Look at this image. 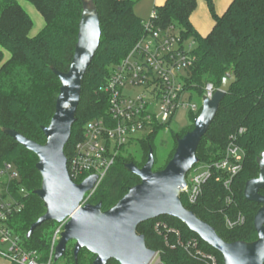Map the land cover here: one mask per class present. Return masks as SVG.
I'll use <instances>...</instances> for the list:
<instances>
[{
    "label": "trees",
    "instance_id": "1",
    "mask_svg": "<svg viewBox=\"0 0 264 264\" xmlns=\"http://www.w3.org/2000/svg\"><path fill=\"white\" fill-rule=\"evenodd\" d=\"M24 1L32 5L44 21V27L34 37L29 36L32 20L19 3L0 0V171L5 164H12L20 176L16 182H5L0 177V188H7L17 204L22 205V210L9 219V228L21 238L25 250L36 252L42 262H47L53 235L49 230L56 223L43 224L29 240L26 239L31 225L45 213L42 203L33 195L41 185L35 170L37 159L2 130H13L39 145L45 143L41 128L50 123L60 88L51 69L61 73L69 70L82 9L79 0ZM203 1L213 20L212 30L206 37H201L190 21L197 0H165L163 5L154 7V17L149 20L154 27L163 31L173 28L182 41L190 39L196 44V49L191 51L196 61L184 79L186 91L197 92L202 98L207 85L218 89L226 74H235V83L202 139L197 158L199 164L218 162L224 157L231 138H235V143L244 152V161L242 171L233 179L230 189H225L218 180L220 174L213 172L193 206L182 197L180 199L186 210L213 228L225 243H251L256 240L253 218L261 206L246 202L243 190L248 181L258 177L256 160L264 152V0H232L221 16L215 13L212 0ZM93 2L100 21V46L82 80L75 123L64 149L67 163L75 145L83 140L87 124L107 114V96L102 88L111 71L146 33L145 21L135 15L132 0ZM4 52L9 55L7 59ZM199 113L190 114L192 123ZM163 128H155L138 142L144 155L142 163H136L127 154L128 150L124 151L86 203H101L102 211H107L129 188L139 184V179L127 173L124 165L133 163L141 168L150 149L154 155V140ZM192 129L193 124L181 134L172 132L175 146L167 162L172 158L176 141ZM21 188L25 190L24 196L19 193ZM260 194L264 196V190ZM238 215L242 216L243 224L227 228L226 218L234 220ZM157 224L160 227L156 228ZM163 226L178 232L183 245L190 240L197 241L201 252L212 256L216 264H223L219 253L170 217H159L137 228V234L144 236L147 249L157 254L159 264H209L204 259L192 257L177 244L175 233H168ZM72 251L73 248L69 250L67 246L60 259L62 264L93 263L94 257L85 250L75 262ZM107 264L117 263L110 261Z\"/></svg>",
    "mask_w": 264,
    "mask_h": 264
},
{
    "label": "water",
    "instance_id": "2",
    "mask_svg": "<svg viewBox=\"0 0 264 264\" xmlns=\"http://www.w3.org/2000/svg\"><path fill=\"white\" fill-rule=\"evenodd\" d=\"M79 1L82 12L69 70L61 73L51 69L60 88L50 123L41 128L45 143L39 145L13 130H2L37 159L35 170L41 178V185L33 195L40 200L45 213L31 225L26 239L29 240L43 224L66 222L54 251V263L65 255L68 244L72 242L75 262L80 252L85 250L94 257L92 264L110 261L151 264L157 254L147 249L144 236L137 234V228L159 217H170L219 253L223 264H264V196L260 194L264 190V152L256 160L258 177L248 181L243 190L246 202L261 206L253 218L254 242L225 243L213 228L186 210L180 199V192L186 186V176L199 164L198 147L209 131L222 100L235 83L233 72L224 76L212 98H201V111L193 122V129L176 141L172 158L162 170H154L155 159L150 149L141 168L133 163L124 165L127 173L139 179V184L129 188L112 208L102 211L101 203L91 205L85 202L97 178L91 176L80 184L74 183L68 174L64 149L75 123L83 77L100 46L101 29L93 0Z\"/></svg>",
    "mask_w": 264,
    "mask_h": 264
},
{
    "label": "built area",
    "instance_id": "3",
    "mask_svg": "<svg viewBox=\"0 0 264 264\" xmlns=\"http://www.w3.org/2000/svg\"><path fill=\"white\" fill-rule=\"evenodd\" d=\"M153 17L154 12L150 19ZM144 28L145 35L127 57L114 67L102 88L108 102L106 116L87 124L83 140L75 145L67 163L69 177L74 183L80 184L91 176L97 178L85 202L94 194L117 158L144 139L139 137L141 133L150 135L155 128H167L180 110L194 115L201 111V106L190 103L191 93L185 90L187 71L196 61L192 50L184 49L185 41L173 28L163 31L154 27L150 20L144 23ZM136 90H140V93L136 94ZM216 90L209 84L204 88V96L210 99ZM186 96H189V102H185ZM234 139L231 138L221 160L210 165L203 164L206 170L203 174H197L199 164L188 173L180 197L189 206L196 203L203 184L213 172L220 174L218 180L225 189H230L233 179L242 171L244 161V152ZM0 177L5 182L20 180L12 164L4 165ZM19 193L24 196L25 190L21 188ZM17 202L7 188H0V245L7 247V252H2V255L10 264H52L66 222L56 224L50 242L49 259L42 262L36 252L24 249L21 238L9 228V219L22 210V205ZM225 224L227 228L233 229L243 224V218L240 215L234 220L226 218ZM163 229L175 233L177 244L189 251L192 257L216 264L212 256L199 250L197 241L190 240L183 245L178 232L168 230L166 226ZM159 263L157 256L151 264Z\"/></svg>",
    "mask_w": 264,
    "mask_h": 264
},
{
    "label": "rangeland",
    "instance_id": "4",
    "mask_svg": "<svg viewBox=\"0 0 264 264\" xmlns=\"http://www.w3.org/2000/svg\"><path fill=\"white\" fill-rule=\"evenodd\" d=\"M16 1L19 3V5L23 8V10L29 15V17L32 20L33 27L31 29L29 36L30 37L36 36L44 27L43 19L41 18L40 14L33 8V6L30 5L28 2L24 0H16ZM132 1L134 3L133 10H134L135 15L139 19L145 22L150 19L153 13V10H154V5L160 6L161 4V0H132ZM206 8L209 13L207 5H206ZM214 11H215V6H214ZM199 16L201 17V14ZM189 46H191V49H189ZM183 47L185 50H194L196 49V44L192 40L189 39L184 42ZM6 55L9 56L7 53ZM182 75H186V74H182ZM135 93L139 94L140 90H136ZM185 102H189V96H186ZM190 103L196 105L197 107L201 106V97L199 96V94H197V92L191 91ZM192 124L193 123H192L189 112L180 110L174 116V118L172 119V121L170 122L167 128L164 127L163 129H160L157 132L155 140H154V156H155L154 170L155 171L166 165L167 160L171 152L174 149L175 139H173L172 132L174 134H181L182 132L188 130ZM147 135H148L147 133L143 132L139 135V137L145 139ZM127 154L131 157V159H133L138 164L142 163L144 159V155L140 148L139 143H136V145L129 147ZM198 167L199 168H198L197 174L200 175L206 171L203 168V164H199ZM56 227L57 225L54 224L50 228L49 231L51 235L54 233ZM73 246H74V243L72 242L69 243L68 244L69 250H71ZM2 252H7V247L0 245V257L8 262V260L2 255ZM58 263L62 264L63 261L60 260Z\"/></svg>",
    "mask_w": 264,
    "mask_h": 264
},
{
    "label": "crops",
    "instance_id": "5",
    "mask_svg": "<svg viewBox=\"0 0 264 264\" xmlns=\"http://www.w3.org/2000/svg\"><path fill=\"white\" fill-rule=\"evenodd\" d=\"M164 2L165 0H161L160 6L163 5ZM231 2L232 0H213L216 14L218 16L224 14ZM155 6L157 5H154V7ZM200 14L201 17L199 16ZM190 21L194 29L198 32L201 37H206L210 33L213 27V20L207 11L204 1L197 0V7L191 15ZM4 56L5 59L8 58L6 52H4ZM0 264H9V262L5 261L3 258L0 257Z\"/></svg>",
    "mask_w": 264,
    "mask_h": 264
}]
</instances>
